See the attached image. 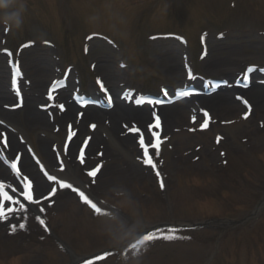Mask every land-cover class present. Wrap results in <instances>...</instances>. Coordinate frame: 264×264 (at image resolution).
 <instances>
[{
    "label": "rangeland",
    "instance_id": "374dc122",
    "mask_svg": "<svg viewBox=\"0 0 264 264\" xmlns=\"http://www.w3.org/2000/svg\"><path fill=\"white\" fill-rule=\"evenodd\" d=\"M13 11L20 28L0 22V167L8 179L0 182L7 190L0 193V264H264V211L251 218L264 198V0H16L5 9ZM169 56L180 78L171 77ZM218 62L228 66L219 70ZM14 63L23 76L22 106L9 87ZM250 65L258 66L250 88L235 86ZM64 76L68 85L49 96L48 86ZM198 79L209 90L212 80L227 83L214 95L222 94L230 112L204 103L211 95L202 92L168 106L175 109L169 124L159 110L166 106H135L124 97L166 90L175 98L173 88ZM83 94L101 102L78 109L74 96ZM66 107L80 113L67 115ZM141 137L155 168L143 162ZM17 154L13 172L8 163ZM28 181L39 203L20 195ZM213 217L246 222L206 225ZM160 224L188 228H171L183 238L165 239V227L152 231L156 239L132 242ZM110 249L118 250L99 255Z\"/></svg>",
    "mask_w": 264,
    "mask_h": 264
},
{
    "label": "snow or ice",
    "instance_id": "6c2138e0",
    "mask_svg": "<svg viewBox=\"0 0 264 264\" xmlns=\"http://www.w3.org/2000/svg\"><path fill=\"white\" fill-rule=\"evenodd\" d=\"M9 55H11V53H9ZM252 71H253V68H249L248 69V72H252ZM16 74L18 75V70H17V73ZM189 78L190 79L191 78H194V77H192L191 72H189ZM247 79H248V76H247V74H245V76H244V80H245V85L244 86L245 87L247 86ZM97 83L100 85L101 90L104 91L107 94L108 93V89H106L104 87L103 83L101 81H99V79H98ZM13 84L15 85V79L13 80ZM166 94H167V92L165 90V95ZM181 94L182 95H189L190 93L183 92ZM106 98H107V101H108L109 106H111L112 105V97L110 95H106ZM139 102L140 101H137V103H139ZM155 103L158 104V103H161V101L157 100V101H155ZM245 103H247V101H245ZM59 107L63 110V105H60ZM156 126L159 127L158 118H157V124H156ZM205 126H206V124H205ZM92 127L94 128L95 125H92ZM139 143H140L141 147L144 149V157H145V159H144L143 162L145 164L151 165L153 168H155L156 165L153 163L151 157L149 156L148 146L145 145V142H144L143 137H141ZM151 146L156 149V155L158 156L159 155V142L157 141V142L153 143ZM11 167L13 169H15L16 168V164H12ZM97 171H98V169L93 170V171H90L88 174L90 176H92V177H95L96 174H97ZM17 175H19V173H17ZM156 175L159 177L160 176V173L157 171ZM55 179L56 178L54 176H48V180H50V181L55 180ZM24 180L27 181V177H24ZM61 186L64 187V188H72V185L71 184H66V183H63V182H61ZM160 186H161V188L164 187V184H163V181L162 180L160 182ZM3 187H4V185L3 184H0V188H3ZM72 190L73 191H77L78 192V195L81 197V199L83 200V202L89 204L95 210V212L97 214H99L98 213V210H97V208L95 206V203L91 199H89V197L83 191H80V190L75 189V188H73ZM15 191H16V189H13V192H15ZM55 192H56V189L55 188H52L51 195H54ZM4 195H6V194H4ZM20 195L23 196L24 200H26V201H28L30 203H39V200H34L33 199L32 184H31L30 181H28V182H26V183L23 184V187L20 190ZM0 198H4V197L3 196H0ZM6 198L9 201H12L13 200V197L10 196V195H8ZM15 202L19 203V201H15ZM19 206H20L21 209H23L25 207V205L23 203H20ZM40 211L43 212L44 209L41 208ZM3 215H4V212H3L2 209H0V217H2ZM37 219L39 220V222L41 223V225H44V221L42 219H40V217H37ZM19 227L21 229H23L25 227V225L23 223H21L19 225ZM14 230H15V225H13V231ZM176 231H177L176 229H170L169 230V234L168 235H165L164 238L165 239L183 238V237L176 236L175 235V232ZM156 238H158V237L156 236V234L154 232H148V233H146V234L143 235L142 243H145L147 241H150V240L156 239ZM108 254H110V253H107V252L104 253L105 256L108 255ZM94 259L95 258H93L92 260L85 261V264H94Z\"/></svg>",
    "mask_w": 264,
    "mask_h": 264
},
{
    "label": "bare ground",
    "instance_id": "6f19581e",
    "mask_svg": "<svg viewBox=\"0 0 264 264\" xmlns=\"http://www.w3.org/2000/svg\"><path fill=\"white\" fill-rule=\"evenodd\" d=\"M172 56H169L168 57V61H171V62H168V64L170 65L169 66V72L171 73V77L173 78V79H175V78H180V69L179 68H177V62L175 61L176 60V57H172ZM173 60H174V62H173ZM102 63H106V62H102ZM94 64H96V61L94 62ZM94 64H92V65H94ZM218 64H219V66L221 67L219 70H222V69H224L226 66H228V65H225L223 62H218ZM98 66H99V64H98ZM109 66H107V65H105V64H102L101 65V69H104V70H106V71H108V68ZM218 70V71H219ZM38 82V81H37ZM36 86H38V85H36ZM23 88H25V87H23ZM233 90H230V92H232ZM256 93V92H255ZM35 96V92H33V97ZM236 96V95H235ZM39 97H34V100L36 101V99H38ZM204 99L205 100H203L204 101V103H206V104H208V105H210L211 107H214V106H218V105H221L225 110L226 109H229V107L227 106V101H226V99L222 96V94L221 95H214V96H210V97H204ZM40 100V99H39ZM38 100V101H39ZM199 102V104H202V101L201 100H199L198 101ZM67 108V115H74V114H78V113H80V112H77V111H73L72 109H68V107H66ZM221 108V107H220ZM220 108H217V109H220ZM77 110V109H76ZM160 111L162 112V113H164V116L167 118V121L169 122L170 120H171V117H172V115H173V112L175 111V109H171V108H161L160 109ZM227 112H230V111H228V110H226ZM74 112V113H73ZM66 115V114H65ZM34 116V121L36 122V124H38L39 125V123L41 122V121H44V123L43 124H40V128L42 127V128H45L46 126H47V123H46V120L44 119V118H42V117H40L39 115H37V114H35V115H33ZM113 116H116V115H113ZM92 118H94V117H87L86 118V120L85 121H87V122H90L91 120H92ZM33 120V119H32ZM169 124H170V122H169ZM0 176L2 177V179L3 180H5V179H7V178H5V177H7V173H6V171L5 170H3L1 167H0ZM1 180V179H0Z\"/></svg>",
    "mask_w": 264,
    "mask_h": 264
},
{
    "label": "clouds",
    "instance_id": "9594fccd",
    "mask_svg": "<svg viewBox=\"0 0 264 264\" xmlns=\"http://www.w3.org/2000/svg\"><path fill=\"white\" fill-rule=\"evenodd\" d=\"M16 0H3V3H0V22H3L9 30L13 28H20L23 24L21 19V14L19 11L5 12V9L9 8ZM8 21H11L9 23Z\"/></svg>",
    "mask_w": 264,
    "mask_h": 264
}]
</instances>
